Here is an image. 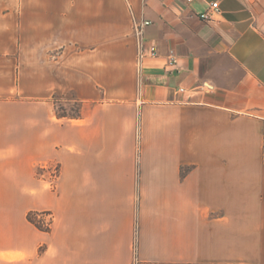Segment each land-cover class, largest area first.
<instances>
[{"label": "crops", "instance_id": "0c3cea01", "mask_svg": "<svg viewBox=\"0 0 264 264\" xmlns=\"http://www.w3.org/2000/svg\"><path fill=\"white\" fill-rule=\"evenodd\" d=\"M0 264H264V0H0Z\"/></svg>", "mask_w": 264, "mask_h": 264}, {"label": "rangeland", "instance_id": "374dc122", "mask_svg": "<svg viewBox=\"0 0 264 264\" xmlns=\"http://www.w3.org/2000/svg\"><path fill=\"white\" fill-rule=\"evenodd\" d=\"M68 100L66 102L56 103L55 109L57 112L65 111L68 114L74 115L77 113L79 109V104L71 97H66ZM52 169L49 170L48 180L50 182L51 189H53L54 181H55V173L51 172ZM58 173V168L56 167V174ZM41 172L39 173V175ZM31 218L35 220V222L43 227L44 229H49L52 223L53 215L51 211H30Z\"/></svg>", "mask_w": 264, "mask_h": 264}, {"label": "built area", "instance_id": "2783aa9c", "mask_svg": "<svg viewBox=\"0 0 264 264\" xmlns=\"http://www.w3.org/2000/svg\"><path fill=\"white\" fill-rule=\"evenodd\" d=\"M210 8L213 10V11H219L218 9V3L215 1V2H212L210 4ZM200 17L202 19H210L211 18V15L209 13V11H205L203 13L200 14ZM151 23L150 20H142V21H134V25H133V28H134V33L136 35V38H137V60H138V64L139 66H141V62H142V59L143 57L147 54L146 53V50H145V44H144V39H143V30L144 28L149 25ZM148 53L150 55H155L156 52H155V47L154 46H150L148 48ZM168 63L170 65H174L176 63V58L175 56L172 54L169 56V61ZM56 167L55 165H52L49 167V170H51V172H54L55 173V177L57 176L56 174Z\"/></svg>", "mask_w": 264, "mask_h": 264}, {"label": "trees", "instance_id": "16d2710c", "mask_svg": "<svg viewBox=\"0 0 264 264\" xmlns=\"http://www.w3.org/2000/svg\"><path fill=\"white\" fill-rule=\"evenodd\" d=\"M56 113H57L58 116H75V115L77 116V115H79V112H78V111H77V113L74 114V115L68 114V113H66L65 111H63V112H57V111H56ZM27 218H28L29 221H31L32 223H34L39 229H42V230H48V229H44L43 227H41L40 225H38V224L35 222V220L31 218V214H30V212L28 213Z\"/></svg>", "mask_w": 264, "mask_h": 264}]
</instances>
